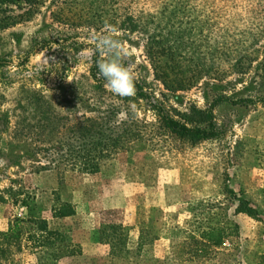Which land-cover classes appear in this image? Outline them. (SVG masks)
<instances>
[{
  "label": "rangeland",
  "instance_id": "1",
  "mask_svg": "<svg viewBox=\"0 0 264 264\" xmlns=\"http://www.w3.org/2000/svg\"><path fill=\"white\" fill-rule=\"evenodd\" d=\"M112 28L131 97L92 74ZM0 59V264H264V0L6 3ZM197 110L213 138L159 121Z\"/></svg>",
  "mask_w": 264,
  "mask_h": 264
},
{
  "label": "clouds",
  "instance_id": "2",
  "mask_svg": "<svg viewBox=\"0 0 264 264\" xmlns=\"http://www.w3.org/2000/svg\"><path fill=\"white\" fill-rule=\"evenodd\" d=\"M110 30L109 35L97 38L95 47L99 53L96 62L97 76L104 79V87L120 97H131L136 94L135 76L131 66H126V55L122 42L116 39Z\"/></svg>",
  "mask_w": 264,
  "mask_h": 264
},
{
  "label": "trees",
  "instance_id": "3",
  "mask_svg": "<svg viewBox=\"0 0 264 264\" xmlns=\"http://www.w3.org/2000/svg\"><path fill=\"white\" fill-rule=\"evenodd\" d=\"M18 1L31 3L34 2L35 0H0V7L5 5L6 3L15 4ZM133 28L135 29V26H133ZM5 63H6L5 61H2V59H0V67L6 65ZM95 71H96V66H94L92 70V74L94 77H95ZM196 112L199 118L197 119L198 124L195 125H192V123L191 124L182 123L162 113L159 114V121L161 125L169 133H171L180 140H187L192 143H197L216 136L217 133L211 122L212 119L211 111L197 110ZM73 214H74L73 207L69 204H63L55 210L54 217L65 218L72 216ZM203 236L212 245H218L221 243L224 235L221 229L211 228L208 231H206Z\"/></svg>",
  "mask_w": 264,
  "mask_h": 264
}]
</instances>
